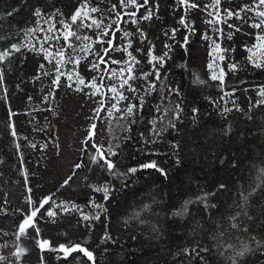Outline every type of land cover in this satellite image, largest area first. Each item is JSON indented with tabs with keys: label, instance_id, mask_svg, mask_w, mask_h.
<instances>
[{
	"label": "trees",
	"instance_id": "obj_1",
	"mask_svg": "<svg viewBox=\"0 0 264 264\" xmlns=\"http://www.w3.org/2000/svg\"><path fill=\"white\" fill-rule=\"evenodd\" d=\"M79 3L80 0H0V37H3L0 49L11 43L26 45L11 57L10 63L0 65L6 73L13 110L20 114L13 119L25 159V164L21 165L8 129L7 108L0 102V195L6 194L10 201L6 206L8 215H0V245L7 242L9 247L0 248V255H7L12 249L13 233L22 219V214H13V210L28 207L25 202L28 193L20 174L21 168L26 167L31 174L29 186L33 190V199L52 196L56 205L67 202L71 206L74 203L88 213L95 211L88 207L89 199L94 196L101 200V194L93 193L88 183L109 182L113 188L112 197L105 206L112 234L121 240L122 249L108 245L109 252H104L105 245L99 243L104 230L102 223L97 222L89 233L82 224H77L79 212L69 214L60 209H57L59 214L55 222L45 217L39 224L42 237L54 244L86 242V246L95 252L97 264H178L172 253L189 242H199L211 250L205 254L208 264H232L231 258L235 257L242 243H250L251 236L264 239V106L246 113L234 110L225 119L220 112L231 104L224 101H220L219 106L210 104L209 98L219 100L221 92L215 86L217 82L210 79L211 48L200 34L206 29L211 32V29L203 23L202 17L197 19V33L190 38L187 51L176 47L170 54L172 59L166 65L167 79L163 86L158 83L157 92L147 98L144 111L129 118L135 119V124L121 118V113H114L109 118L107 112H103L100 119L92 120L96 107L94 101L67 87L57 90L47 103H42L41 98L47 95L50 80L43 75L39 81H33L32 77L39 72L41 63L46 65L45 70L52 66L43 59L40 50L46 34L40 29H48L54 23L48 17L57 10L63 13L58 19L70 17ZM171 3L172 0H161V20L145 25L150 36L160 38L156 41L158 50L162 47V27L179 26L168 7ZM36 7L48 15L44 18L33 16ZM13 8L18 11L13 16H6L5 13ZM108 22L106 19L105 23ZM122 27L132 30L134 26L129 23ZM28 29L36 31L26 35ZM118 35L122 36L123 32ZM235 39L237 52L232 53V57L242 65V70L226 80L232 86L239 84L240 79L247 81L248 86L264 84V72L253 71L246 62L248 53L244 46L256 43L255 37L238 34ZM33 45L35 50H32ZM257 56H264V49H259ZM81 71H84L83 64ZM197 78L205 83H197ZM17 84L21 85L22 91L16 88ZM244 86L240 85L241 89ZM169 88L180 89L181 96L169 95ZM29 95L33 97L31 102L27 99ZM237 95L240 106L247 109L249 94ZM251 95L255 97L254 92ZM180 100L185 109L184 118L177 122L178 131H174L169 127L173 120L171 109ZM157 105H160V111L156 110ZM192 107L200 109L196 121L191 117ZM165 109L169 111L165 113ZM153 120L154 125L150 123ZM91 123L97 124L98 141L105 148L111 146L117 153L112 159L120 172L154 160L167 171V178L155 169H140L127 179L116 178L92 165L91 172L87 168L79 169L69 184L61 187L71 175L75 162L88 163V155L80 148ZM153 127L163 130L161 136L151 132ZM146 139L157 142L146 144ZM29 141L37 145L47 142L49 147L37 151L28 146ZM56 144L59 148L55 147ZM171 144L178 147L174 150ZM233 161L237 163L236 167L232 166ZM221 184L225 187L220 188ZM204 193L215 194L208 198L215 208L205 210L202 204L192 203L185 216H172V212L179 210L185 201H195ZM137 212L144 223L132 218ZM237 212L241 215L233 221L231 217ZM126 219L128 226H125ZM232 223H238L240 230L231 228ZM153 228L159 231L154 232ZM245 228L247 231L242 230ZM31 231L29 229L30 234ZM4 232L8 235H3ZM132 235L136 240L129 239ZM229 242L234 245L233 249H227ZM20 243L28 249L24 264H40L41 252L31 236L23 238ZM43 255L45 264H86V258L82 256L79 260L70 257L65 261L58 260V254L54 252ZM257 261L264 264V258L258 256H248L240 264H257Z\"/></svg>",
	"mask_w": 264,
	"mask_h": 264
},
{
	"label": "snow or ice",
	"instance_id": "obj_2",
	"mask_svg": "<svg viewBox=\"0 0 264 264\" xmlns=\"http://www.w3.org/2000/svg\"><path fill=\"white\" fill-rule=\"evenodd\" d=\"M174 17L177 19V26L161 29L163 41L162 47L158 50L156 43L159 37L150 36L145 25H152L156 21L161 20V0H80L79 5L70 17L58 19L63 16L59 10L52 16L48 17L54 21L48 29L41 28V32H46L43 36V42L40 50L43 53V59L52 67L45 70L46 65H39V72L32 77L33 81H39L41 75L48 77L50 83L47 88V95L42 96L41 102L47 103L49 97L64 87L72 89L78 93H83L93 100L96 104L94 109L95 115L92 120L100 119V114L107 112L109 118L114 113L123 114L121 118L129 120L142 113L148 103L147 98L154 92H157V84L163 86V81L167 79L166 65L171 57V53L176 47L183 48L187 51L190 38L197 33L196 22L198 18H203V23L211 29H207L200 34L203 41L209 42L211 51L209 53L211 60L208 63L211 81L217 82L216 87L220 90L219 100L209 98L210 104L219 106L220 101L225 104H231V107H224L220 115L227 118V114L234 110L240 113L250 112L253 108L264 106V84L248 86V82L240 79L239 84L232 86L226 80L227 77L235 76L242 70V65L233 60L232 53L237 52L235 46L238 34L243 36H254L256 43L245 45V51L248 53L246 57L247 64L251 65L253 71L264 72V56H257L259 49H264V0H172L168 6ZM18 9L13 8L5 13L6 16H13ZM33 16L44 18L48 14L43 9L36 7L33 10ZM114 17V18H113ZM108 23H105V20ZM131 24L132 30L123 29V24ZM59 25V27H57ZM184 30L181 33V30ZM247 29V31H245ZM255 30V31H253ZM36 29H28L27 33L35 32ZM123 32V35L118 33ZM91 33V35L87 34ZM178 35L180 38L178 39ZM3 39V37H0ZM26 45L22 43H11L0 49V65L10 63L11 57L16 53H20ZM32 50H35L33 45ZM119 53V55H114ZM83 64L84 71H81ZM71 65V68L67 66ZM183 66V65H181ZM239 79V78H237ZM23 81H21L22 83ZM197 83L204 84L205 81L197 78ZM240 85H245L241 89ZM16 88L21 90V85L17 84ZM87 89L88 91H85ZM41 91H44L41 89ZM143 92V94H141ZM255 93V97L251 93ZM247 95L248 108H242L238 103V95ZM169 95L181 96L178 88H169ZM227 98V99H226ZM28 101L31 102L33 97L29 95ZM166 99V97H161ZM0 102H2L8 112V129L16 149V153L21 165L25 164L22 145L19 143V136L16 123L13 119L20 114L13 110L9 88L6 82V73L4 68L0 67ZM123 105V107H121ZM51 110V109H49ZM156 110L160 111V105L156 106ZM169 110L165 109V113ZM173 112V120L169 122V127L178 131L177 122H182L184 118L183 101L175 103ZM200 109L192 107L191 117L196 121L199 117ZM251 119V116H249ZM135 119H130L129 124H135ZM153 125L155 120L151 121ZM131 129L129 128V131ZM230 127L228 132H230ZM163 130L155 127L151 132L159 137ZM227 134V133H226ZM143 136V133H141ZM28 141L27 137L22 138ZM156 140H145L146 144L156 143ZM82 147L80 151L88 155V163L83 161L73 164L72 173L64 181L61 187L69 184L73 176L77 175V170L87 168L91 172L92 165L97 166L100 170L108 173L116 178L127 179L130 175H134L140 169H155L162 176L167 178V171L159 166V164L150 160L138 167H130L127 172H120L116 163L112 159L117 153L111 146L105 148L97 139V124L91 123L87 130L86 137L81 141ZM28 146L37 151L46 150L49 147L47 142L37 145L29 141ZM59 148V145H55ZM175 150L178 145L171 144ZM143 151V149H141ZM155 154V153H153ZM223 163V161H221ZM179 163V160H177ZM233 167L237 163L233 161ZM20 174L24 178V185L28 195L25 202L28 205L26 209L17 208L13 210L22 214L16 231L13 233L15 242L12 249L7 255H0V264H24V257L28 253V249L20 242L23 238L31 236L35 241V246L40 250V264H45V252L57 253L58 260H79L80 257L86 258V264H97V257L85 243L69 242L54 244L53 241L45 239L41 235L40 221L45 217L55 222L58 216L57 209L64 213L79 212L80 219L77 224H82L87 232H92L96 223L103 224V234L100 236L99 243L105 245L103 251L109 252L108 245H114L118 249L123 248V243L112 234L108 217V208L105 206L109 202L113 188L109 182L103 184L88 183V187L93 193L101 194V200L98 201L94 196L89 199L88 207L95 210L94 212H84L83 209L72 203L71 206L67 202L56 205L52 196H45L39 200L32 197V188L30 183V172L26 167H22ZM84 179L87 181L88 177ZM225 185L221 184L220 188ZM215 195L214 193H204L198 196L195 201H185L179 210L173 211L172 216L183 217L188 212V206L192 203H200L205 210L215 208L216 205L210 204L208 198ZM243 195V194H242ZM247 200V197H245ZM10 201L7 195H0V215H8L7 205ZM55 205V207H53ZM47 206V207H46ZM147 207V206H145ZM248 215L247 213H243ZM241 215L237 212L231 217L233 221ZM103 216V220L101 217ZM133 219L140 220V213H135ZM249 219H252L249 216ZM140 223H144L140 220ZM125 226H128V220H125ZM231 228L240 230L238 223H232ZM31 229V234L29 233ZM247 231V229H242ZM154 232L159 230L153 228ZM2 232V230H0ZM3 235H8L4 232ZM136 240V236L129 237ZM7 242L0 245V248H8ZM227 249H233L232 243H227ZM211 250L199 242H189L188 245L179 247L176 252L172 253L173 259L178 264H208L205 254ZM74 253L79 255L73 256ZM248 256H258L264 258V239L256 236L250 237V243H242L241 248L236 251L232 264H240ZM239 258V259H237ZM259 264V261H257Z\"/></svg>",
	"mask_w": 264,
	"mask_h": 264
}]
</instances>
